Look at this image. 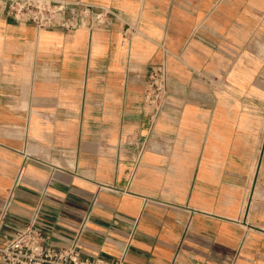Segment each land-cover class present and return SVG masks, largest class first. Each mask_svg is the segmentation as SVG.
Returning a JSON list of instances; mask_svg holds the SVG:
<instances>
[{
  "label": "crops",
  "instance_id": "0c3cea01",
  "mask_svg": "<svg viewBox=\"0 0 264 264\" xmlns=\"http://www.w3.org/2000/svg\"><path fill=\"white\" fill-rule=\"evenodd\" d=\"M64 1L122 19L90 32L0 14V214L17 178L1 233L37 209L50 244L84 255L264 264V0Z\"/></svg>",
  "mask_w": 264,
  "mask_h": 264
},
{
  "label": "built area",
  "instance_id": "2783aa9c",
  "mask_svg": "<svg viewBox=\"0 0 264 264\" xmlns=\"http://www.w3.org/2000/svg\"><path fill=\"white\" fill-rule=\"evenodd\" d=\"M0 14L30 21L38 28L85 27L90 32L108 25L114 18L122 19L119 13L106 6L64 0H0ZM133 32L134 28L127 24L123 37L130 38ZM167 89L168 71L165 63L153 64L144 82V102L151 108V126L166 104ZM143 148L144 145L139 148L135 166L140 161ZM16 184L17 178L6 193L0 214V264H127V247L117 257L106 259L82 254L77 243L65 247L53 246L48 241L49 235L36 223L37 209L28 223L14 235L2 234L1 224L8 212ZM88 219L89 214L84 215L79 231L85 228Z\"/></svg>",
  "mask_w": 264,
  "mask_h": 264
}]
</instances>
